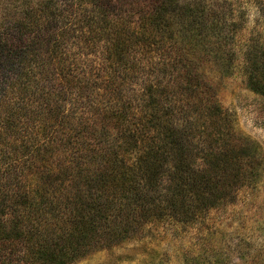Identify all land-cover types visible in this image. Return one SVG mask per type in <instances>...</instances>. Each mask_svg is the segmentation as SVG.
I'll return each mask as SVG.
<instances>
[{"label": "trees", "instance_id": "trees-1", "mask_svg": "<svg viewBox=\"0 0 264 264\" xmlns=\"http://www.w3.org/2000/svg\"><path fill=\"white\" fill-rule=\"evenodd\" d=\"M17 2L25 7L7 24L17 51L12 45L6 53H16L19 66L5 95L17 90L14 107L23 125L15 118L7 123L20 131L21 143L3 152L6 165H0L7 178L0 182V264H71L94 242L118 243L158 221L193 220L229 203L236 189L256 178L258 148L227 136L234 132L231 123L215 120L218 110L224 113L221 108L212 105L201 116L203 122L194 125L178 112L205 102L200 94L170 90L153 60L147 73L136 70L139 52L160 56L177 37L235 43L243 20L250 17L236 2L212 7L206 0ZM247 3L257 10L258 24L243 50V68L249 87L264 97V0ZM229 6L231 15L236 7L242 18L231 25L226 21ZM2 35L7 33L0 30ZM72 39L85 43L78 54L104 49L105 59L89 70L85 59L72 55ZM227 57L229 65L237 59ZM133 80L147 82L141 93L146 113L140 117L132 109L140 108L134 104L135 92L124 93ZM46 82H52L51 89ZM32 95L38 104L32 105ZM82 100L117 130L114 134L104 123L97 131L95 123L86 124L103 146L85 141L79 130L66 136L64 107L68 103L74 112ZM121 103V109L113 108ZM53 115L55 121L48 123ZM36 117L40 122L31 131L28 120ZM208 119L215 130H207ZM202 137L210 139L200 146Z\"/></svg>", "mask_w": 264, "mask_h": 264}, {"label": "rangeland", "instance_id": "rangeland-1", "mask_svg": "<svg viewBox=\"0 0 264 264\" xmlns=\"http://www.w3.org/2000/svg\"><path fill=\"white\" fill-rule=\"evenodd\" d=\"M206 1L212 7L230 0ZM231 1L242 7L246 15L250 14V17L243 20L244 29L237 36L235 43L217 39L205 41L202 40V36L186 38L185 41L184 37H177L176 41L166 43L169 47L167 50L160 49V52L164 49V54L160 56L157 55L159 53L139 52L136 70H146L144 72L147 73L148 65L153 60L158 63L160 69H163L165 74L162 77L165 83L169 82L167 84L170 90H179L181 94L186 92L200 94L205 102L196 101L194 104L185 105L183 111L178 112L181 117L188 115L185 117L186 121L192 119L194 125L203 122L201 116L207 113L209 108L212 109V105L221 108L224 113L218 110L215 120L218 122L222 117V125L225 121L228 126L231 123L234 132L227 136H235L238 141L240 138L245 139L257 146L260 170L256 178L248 181V185L241 190L236 189L234 198L229 203L212 208L193 220L158 221L145 226L137 235L118 243L94 242L86 255L71 264H264V97L249 87L242 57L251 33H255L251 28L258 24L256 17L258 13L247 0ZM20 3L23 2L0 0V30L7 33L6 38V34L0 38V51L3 53V55L0 53V165H6L3 152L17 150L21 143L20 131L9 129L7 124L15 118L21 127L23 125L19 109L14 107V102L18 99L17 90L5 95L9 87V78L19 66L18 55L6 53V49L12 45L16 52L15 45L18 43L15 34L8 30L7 24H10L13 17L20 16L19 10L25 7L22 5L20 8ZM230 8L231 6L226 8V21L231 25L233 20L239 22L242 18L236 7L232 8L235 16L231 15ZM178 27L177 24L173 28ZM258 27L257 31L260 29ZM83 42L80 39H72L71 51L72 55L77 57L80 55L81 60L85 59L90 70L94 67L93 63L99 64L105 59V51L102 49L95 54H78V51H82L80 45L85 44ZM100 45L103 48L104 42ZM221 55L224 60L220 59ZM229 55L237 56L236 60L232 59L230 65L225 62ZM158 71L161 72L159 69ZM139 81L133 80L127 84L124 92L125 97L135 92L134 104L140 108L137 110L134 106L132 109H135L137 117L146 113L141 103V93L146 90L147 82ZM46 87L51 89L52 82H46ZM82 101L84 102L76 101L74 112L70 104L67 103L64 107V117L69 125L65 127L66 136L79 130L84 132L85 141L92 140L98 146H103L98 144L99 138L94 136L95 129L88 130L86 124L95 123L97 131L103 130L104 123L109 131L114 130V134L117 130L111 121L103 120V115L94 113V107L92 108L90 103ZM102 102L105 103V99H100V104H103ZM35 104H38V100L32 95V105ZM122 105L117 104L113 108L119 110ZM137 117L133 118L132 122L137 121ZM47 121L53 123L55 115L48 116ZM28 122L31 131H34L40 120L36 117ZM214 123L208 119L206 126L208 131L215 130ZM209 139L202 137L199 141L200 146L203 143L207 144ZM195 141H198V138H195ZM3 181H7V178L2 173L0 182Z\"/></svg>", "mask_w": 264, "mask_h": 264}]
</instances>
